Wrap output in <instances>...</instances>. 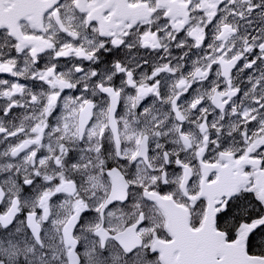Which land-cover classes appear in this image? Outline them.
Here are the masks:
<instances>
[{
  "label": "snow or ice",
  "instance_id": "6c2138e0",
  "mask_svg": "<svg viewBox=\"0 0 264 264\" xmlns=\"http://www.w3.org/2000/svg\"><path fill=\"white\" fill-rule=\"evenodd\" d=\"M0 264H264V0H0Z\"/></svg>",
  "mask_w": 264,
  "mask_h": 264
}]
</instances>
